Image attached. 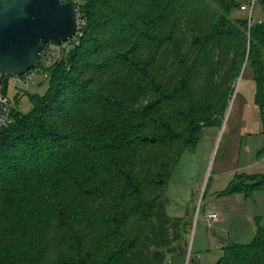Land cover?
<instances>
[{
	"label": "trees",
	"instance_id": "16d2710c",
	"mask_svg": "<svg viewBox=\"0 0 264 264\" xmlns=\"http://www.w3.org/2000/svg\"><path fill=\"white\" fill-rule=\"evenodd\" d=\"M251 2L78 1L80 43L45 67L29 111L15 96L0 127V264H164L186 253L181 218L172 237L166 212L177 162L204 126L223 124L243 66L264 108V20L241 14ZM261 188L264 172L238 173L224 192ZM223 250L216 264H264V222Z\"/></svg>",
	"mask_w": 264,
	"mask_h": 264
},
{
	"label": "rangeland",
	"instance_id": "374dc122",
	"mask_svg": "<svg viewBox=\"0 0 264 264\" xmlns=\"http://www.w3.org/2000/svg\"><path fill=\"white\" fill-rule=\"evenodd\" d=\"M241 14L251 16L250 11ZM252 16L253 22L264 20L259 2ZM153 71L160 75V68ZM112 78L113 73H103L98 79L105 83ZM43 79L44 73H38L28 86L10 79L8 97L15 102L18 95V108L29 111V94L47 88L46 82L40 85ZM256 91L254 67L243 66L223 124L204 126L198 144L185 150L175 166L166 189V212L173 217L172 237L175 218L189 222H181L184 236L178 242L186 244V253L167 255L164 264H216L225 245L251 242L264 222V188L251 196L224 192L238 173L264 172V108L256 102ZM213 212L219 215L218 222L209 218Z\"/></svg>",
	"mask_w": 264,
	"mask_h": 264
},
{
	"label": "water",
	"instance_id": "95a60500",
	"mask_svg": "<svg viewBox=\"0 0 264 264\" xmlns=\"http://www.w3.org/2000/svg\"><path fill=\"white\" fill-rule=\"evenodd\" d=\"M79 19L74 0H0V72L16 76L37 67L44 46L72 39Z\"/></svg>",
	"mask_w": 264,
	"mask_h": 264
},
{
	"label": "built area",
	"instance_id": "2783aa9c",
	"mask_svg": "<svg viewBox=\"0 0 264 264\" xmlns=\"http://www.w3.org/2000/svg\"><path fill=\"white\" fill-rule=\"evenodd\" d=\"M74 1L78 3L79 0H74ZM255 2L256 0H252L251 3L243 6V8L248 9L250 11L251 16H252ZM83 23L84 22H81L79 19V29L76 35L72 39L68 40L67 42H64L61 45H55L52 42H49L47 44V47L42 51L43 58L41 60V63L44 62L43 66H41V63H40L37 67L28 70L26 73L22 75H16V76H6L0 72V104L2 108L1 115H0V127L4 125H8L10 123L11 121L10 113H11L12 106L14 104V102L8 97V95L4 93V83L6 79L8 80L13 79L17 83L26 82L28 86L32 78L35 77L38 73H45V67H48L49 65L53 64L62 55L70 53L72 49L80 43L79 37L82 35L80 26ZM217 217H218V214L216 212H213L209 215L210 219H217Z\"/></svg>",
	"mask_w": 264,
	"mask_h": 264
},
{
	"label": "crops",
	"instance_id": "0c3cea01",
	"mask_svg": "<svg viewBox=\"0 0 264 264\" xmlns=\"http://www.w3.org/2000/svg\"><path fill=\"white\" fill-rule=\"evenodd\" d=\"M251 17V16H250ZM180 160V159H179ZM179 162V161H178ZM177 162V163H178ZM177 165V164H176ZM170 217V216H169ZM171 218H173V217H171ZM175 219H179V218H175ZM211 220H215V221H217L218 222V220H219V215H218V217H217V219H211ZM181 222H186V221H184L182 218H181ZM170 255V254H169Z\"/></svg>",
	"mask_w": 264,
	"mask_h": 264
}]
</instances>
